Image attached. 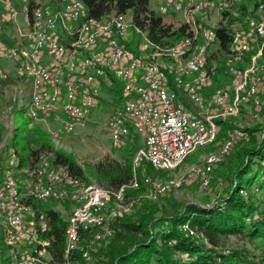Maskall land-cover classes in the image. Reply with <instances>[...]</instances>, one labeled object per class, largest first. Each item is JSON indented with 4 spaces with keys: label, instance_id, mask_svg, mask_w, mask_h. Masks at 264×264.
<instances>
[{
    "label": "built area",
    "instance_id": "built-area-1",
    "mask_svg": "<svg viewBox=\"0 0 264 264\" xmlns=\"http://www.w3.org/2000/svg\"><path fill=\"white\" fill-rule=\"evenodd\" d=\"M0 7V30L18 39L17 44L0 37V76L14 72L30 83L28 115L48 125L59 122L52 130L56 137L83 123L105 92L112 95L115 79L124 102L110 113L107 126L115 148L132 133L139 136L136 168L144 162L163 170L177 167L187 155L215 143L217 119L237 116L250 97L259 106L254 117L259 116L264 3L160 0L158 14L176 16L187 26L185 35L168 44L152 40L148 27L138 25L132 14L94 17L82 0H0ZM223 29L230 35L226 46L219 35ZM4 60L12 62V69L2 66ZM219 68L224 71L216 83ZM243 136L240 128L231 129L221 149L207 156L197 170L205 188L214 167ZM20 171L0 163V264H72L83 230L94 231L90 246L107 242L114 236V219L133 205L125 199L129 186L114 191L87 182L45 152ZM152 183L157 198L182 180ZM131 186L138 188L139 180ZM35 200L55 202L49 207L67 213L63 260L50 252L51 242L44 237L48 219L37 213ZM83 257L91 260V253L83 250Z\"/></svg>",
    "mask_w": 264,
    "mask_h": 264
},
{
    "label": "trees",
    "instance_id": "trees-1",
    "mask_svg": "<svg viewBox=\"0 0 264 264\" xmlns=\"http://www.w3.org/2000/svg\"><path fill=\"white\" fill-rule=\"evenodd\" d=\"M35 1L31 0V3L35 4ZM82 1L90 15L98 18L112 12H130L138 25L148 27L150 38L159 44L173 43L187 32L186 25L176 26L153 10L150 0ZM260 3L264 0H256V5ZM219 35L226 46L230 35L224 29ZM0 37L18 44V39L8 36L4 29L0 30ZM212 57L222 58L218 53H213ZM223 71L218 69L216 83H220ZM114 82L115 87L111 88L114 102L122 104L124 95L116 79ZM23 85L25 87L20 92L18 88ZM13 88L17 89V94H12L10 100L5 99L4 94ZM30 96L29 82L4 71L0 76V100L10 106L14 123L9 129L0 123V143L5 141L0 156L2 166L4 160L14 158L16 162L8 160L7 166L21 175V169L33 166L45 152L87 182H91V178L114 191L123 185L129 186L125 199H134V212L114 219V236L109 241L90 246L94 231L83 230L81 247L73 252L72 264H264V249L254 242L258 239L264 244V192L261 196L256 193L264 191V121L240 128L246 136L239 137L226 154L225 158L234 155L235 159L234 167L229 168L230 186L224 196L210 206L190 202L177 212L165 215L159 214L160 208L150 203L147 193L153 185L151 182L167 180L169 173L155 168L150 162H144L141 168L135 167L139 136L135 133L129 136L120 147L119 157L108 153L95 163L85 161L81 164L74 153L57 148L51 134L28 115ZM103 98L101 96L100 100ZM253 102L254 98L250 97L244 103L258 109L259 106ZM184 103L193 107L189 100H184ZM261 112L264 116V102L260 105ZM217 122L220 127L217 141H220L228 137L235 126L232 118H219ZM217 141L187 155L184 161L194 160L201 152L216 149ZM225 158L219 164L224 163ZM136 178L140 183L138 188L131 186ZM33 205L37 213L44 212L48 219L49 230L44 237L51 242L50 252L57 260H63L67 213L50 208L42 201L35 200ZM230 235L247 237L251 247L224 244L223 239ZM83 250L91 253V260L83 257Z\"/></svg>",
    "mask_w": 264,
    "mask_h": 264
},
{
    "label": "rangeland",
    "instance_id": "rangeland-1",
    "mask_svg": "<svg viewBox=\"0 0 264 264\" xmlns=\"http://www.w3.org/2000/svg\"><path fill=\"white\" fill-rule=\"evenodd\" d=\"M160 0H150V6L153 10H158ZM1 13V7H0ZM128 15L132 17L131 13ZM166 21L175 22L176 26L180 25L179 19L176 16H170L169 14H161ZM12 62L4 60L2 66L6 69H12ZM14 74V72H13ZM12 94H17V89L13 88L8 90L7 94H4V98L10 100ZM104 98L100 100L98 106L90 114V116L76 126V129L70 133H62L61 136L56 137L53 134L54 128L59 125L57 121H49L50 125L45 124L43 121H37L42 124V127L46 129L52 136L53 142L57 148L67 150L74 153L79 162L83 164L85 161L95 163L101 160L106 154L113 153L119 157L121 153L120 148L112 146V139L110 137V129L107 126V121L110 113L116 108L122 106L118 102H114L113 94L110 91L105 92L102 95ZM261 102H264V88H261L257 95ZM5 100V101H7ZM117 104V105H115ZM254 104V102H253ZM115 105V106H114ZM256 108L252 104L244 103L241 105L240 113L237 116L232 117V124L236 128H243L245 126L253 125L256 122H263V113L259 112L257 118L254 115L257 113ZM0 123L9 129L14 123L13 115L10 111V106L7 102L0 100ZM234 129V128H233ZM9 134H7L8 136ZM227 137L222 138L215 144L216 149L211 151L201 152L199 156L190 161H182L177 167L167 170L169 178L167 180H154V181H168L170 179H181L182 183L179 187H170L164 194L154 198V185L150 187L147 197L150 199V203L160 208L159 214L171 215L180 210L185 204L194 202L204 206H210L219 200L225 194L226 188H229L230 181L228 179L229 168H233L234 155L225 158L224 163L218 164L212 171V181L208 187H204L201 181V177L197 175V170L202 167L210 153L218 152L222 144L226 141ZM4 142L0 143V156L3 150ZM140 143V142H139ZM194 153V152H192ZM191 153V154H192ZM190 155V154H189ZM12 159L7 158L4 160V166L8 165L7 161ZM232 165V166H230ZM91 182H95L91 179ZM152 183V182H151ZM264 191H257V195L261 196ZM137 199V198H136ZM134 202V199L129 200ZM128 203V202H127ZM46 205L53 207L55 202H45ZM134 207L131 205L129 211L124 215H130L134 212ZM224 244L227 245H239L250 246V241L243 235H230L223 239ZM261 248L264 249V244L258 239L254 240Z\"/></svg>",
    "mask_w": 264,
    "mask_h": 264
}]
</instances>
